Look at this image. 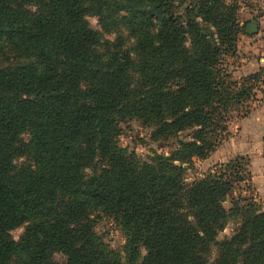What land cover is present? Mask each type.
Returning <instances> with one entry per match:
<instances>
[{
    "label": "trees",
    "instance_id": "trees-1",
    "mask_svg": "<svg viewBox=\"0 0 264 264\" xmlns=\"http://www.w3.org/2000/svg\"><path fill=\"white\" fill-rule=\"evenodd\" d=\"M174 2L0 0V264H264V211L223 206L249 181L244 159L186 178L228 116L259 101L264 70L234 81L220 65L242 32L233 4L176 15ZM132 121L176 140L169 156L120 148ZM101 217L123 233L121 255L95 233Z\"/></svg>",
    "mask_w": 264,
    "mask_h": 264
},
{
    "label": "rangeland",
    "instance_id": "rangeland-1",
    "mask_svg": "<svg viewBox=\"0 0 264 264\" xmlns=\"http://www.w3.org/2000/svg\"><path fill=\"white\" fill-rule=\"evenodd\" d=\"M194 0H175V14H183L185 8ZM181 2V5H180ZM226 3L236 7V19L242 28L238 35L235 52L221 59L220 65L234 81H239L248 75L240 77L238 71L251 65L254 61L260 62L264 58V0H225ZM92 28L97 29V21L88 19ZM264 70L263 68H261ZM256 73V72H255ZM254 74V73H252ZM256 98L259 101H251L246 104L248 114L244 115V106L232 112L227 119V133L220 145L205 159H194L187 171V181L200 178L212 172L215 167L226 164L235 158H243L246 172H249V181L235 186L232 194L223 203L224 208L231 207L232 199L244 198L254 202L261 211H264V84L257 87ZM117 137L118 146L138 157L146 160L153 153L169 156L176 140L154 143L150 140V130L145 128L140 121H132L119 126ZM186 134V133H185ZM182 134L179 139H182ZM27 141L28 135L22 136ZM25 162L18 159L17 164ZM94 231L102 243L111 251L121 255L124 244L123 233L110 219L101 217L94 219ZM234 230V224L229 222L224 231L218 236V240L229 238ZM23 229L11 231L9 236L18 242ZM58 264H64L65 259L61 255H54Z\"/></svg>",
    "mask_w": 264,
    "mask_h": 264
},
{
    "label": "crops",
    "instance_id": "crops-1",
    "mask_svg": "<svg viewBox=\"0 0 264 264\" xmlns=\"http://www.w3.org/2000/svg\"><path fill=\"white\" fill-rule=\"evenodd\" d=\"M261 68L264 69V58L260 59V62L254 61L253 63H251V65L241 68V70L238 71V74H240V77H241L244 75L255 73ZM263 108H264V105H263Z\"/></svg>",
    "mask_w": 264,
    "mask_h": 264
}]
</instances>
